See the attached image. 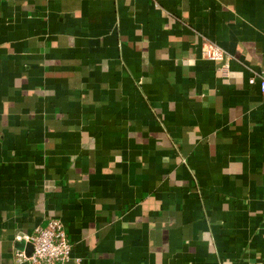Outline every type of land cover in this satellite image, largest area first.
<instances>
[{
  "label": "crops",
  "instance_id": "1",
  "mask_svg": "<svg viewBox=\"0 0 264 264\" xmlns=\"http://www.w3.org/2000/svg\"><path fill=\"white\" fill-rule=\"evenodd\" d=\"M262 72L264 0H0V264H264Z\"/></svg>",
  "mask_w": 264,
  "mask_h": 264
},
{
  "label": "built area",
  "instance_id": "2",
  "mask_svg": "<svg viewBox=\"0 0 264 264\" xmlns=\"http://www.w3.org/2000/svg\"><path fill=\"white\" fill-rule=\"evenodd\" d=\"M225 52L219 46L207 47L205 58L212 62L224 60ZM258 82L264 94V72L254 74L249 79L250 85ZM23 240L33 246L30 257L18 252V262L29 261L31 264H69L72 261L73 245L68 237L64 224L60 219L52 218L45 227H38L33 234L23 236Z\"/></svg>",
  "mask_w": 264,
  "mask_h": 264
},
{
  "label": "water",
  "instance_id": "3",
  "mask_svg": "<svg viewBox=\"0 0 264 264\" xmlns=\"http://www.w3.org/2000/svg\"><path fill=\"white\" fill-rule=\"evenodd\" d=\"M21 239L23 240V238L21 237L20 238V241H21ZM24 241V240H23ZM24 244V242H21V245H23ZM30 246L32 247V249H33V246L30 244Z\"/></svg>",
  "mask_w": 264,
  "mask_h": 264
}]
</instances>
